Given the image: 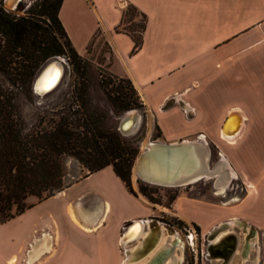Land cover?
I'll list each match as a JSON object with an SVG mask.
<instances>
[{"label": "crops", "instance_id": "1", "mask_svg": "<svg viewBox=\"0 0 264 264\" xmlns=\"http://www.w3.org/2000/svg\"><path fill=\"white\" fill-rule=\"evenodd\" d=\"M124 5L145 18L133 52L130 36L115 29ZM57 16L78 55L92 58L107 45L105 70L130 81L161 140L200 134L197 140L215 143L244 184L240 199L230 204L234 212L200 220L186 214L184 205L214 206L178 198L177 214L201 234L226 218L241 219L231 218L235 225L246 222L247 233L230 230L214 241L208 251L221 259L213 264H228L234 254L242 261L236 256L232 264H264V0H61ZM230 112L242 124L227 140L221 129ZM132 191L106 164L34 201L0 222V264H135L151 250L160 228L146 223L144 243L126 242L122 234L129 223L165 222L152 218L150 202ZM45 236L47 246L34 253L35 241ZM240 242L244 247H237ZM168 248L144 264H158Z\"/></svg>", "mask_w": 264, "mask_h": 264}, {"label": "trees", "instance_id": "2", "mask_svg": "<svg viewBox=\"0 0 264 264\" xmlns=\"http://www.w3.org/2000/svg\"><path fill=\"white\" fill-rule=\"evenodd\" d=\"M60 3L61 0H42L31 6L26 15H14L2 8L0 0V69L8 71L10 63L16 64L14 71H8L11 85L18 84L20 89H28L29 79L40 64L46 58L64 53L65 50L79 61L80 56L70 45L57 16ZM127 9H130V15L139 13L142 17L139 37L121 27L126 13L124 9L115 29L130 36L133 52L140 45L145 18L135 7L128 5ZM39 15H45L53 22L54 28L51 29H55L59 37H63V41L53 37L49 44H43L37 33L39 24L36 18ZM117 79L118 85L112 89L115 94L105 93L111 105L118 110L131 106L141 107L130 81L121 77ZM123 81L127 83L128 90H124L125 86L119 84ZM11 99L13 98L7 95L6 90L0 89V222L34 201L62 189L74 179L106 164L112 166L114 173L132 191L130 166L137 151L134 138L121 137L117 127L119 134L112 130L105 131L83 110L74 119L70 115H63L62 110L59 111L61 115L53 112L46 119V125H36L25 130L20 109ZM42 120L40 117L38 124ZM159 134L158 129L156 135ZM65 155L79 161L86 171L74 179H71L73 176L66 179L62 161ZM29 195L35 196V199L26 202Z\"/></svg>", "mask_w": 264, "mask_h": 264}, {"label": "rangeland", "instance_id": "3", "mask_svg": "<svg viewBox=\"0 0 264 264\" xmlns=\"http://www.w3.org/2000/svg\"><path fill=\"white\" fill-rule=\"evenodd\" d=\"M41 1L42 0H20L13 10H9L8 8L5 9L3 6L2 8L14 15H26L31 6L35 5L36 3L39 4ZM127 6L128 5H124L123 8L126 13L124 14V20L121 24V27L130 30L135 37H139L142 17L139 13H133V15H130V9H127ZM36 19L38 20L37 22L39 24L37 33L39 38L43 41V44H49L53 37L58 38L60 41L64 40L63 37H59V34L57 31H55V29H51L54 28V24L47 16L39 15ZM77 49L82 51V48L80 47ZM90 49L91 48H87L88 51ZM107 52V45L102 44L96 50L92 58L88 57L86 59L79 55V61L75 58H72L67 50H65L64 53L52 55L46 58L35 70L34 74L29 79L28 89L23 90L20 89L18 84L11 85L8 80L10 76L8 71H14L13 68L16 65L15 63H10V68L8 71L7 69H0V89L6 90L7 95H10L13 98L10 101L16 104L20 109L22 115V124L25 130L36 127V125H46V119L50 117L53 112L61 115L59 111L62 110L63 115H70L69 117L74 119L75 117H78L80 115V111L83 110L87 114L91 115L90 118L99 123V125L105 131L112 130L118 133L116 126H118L119 118L127 110H137L141 115V120L136 130L133 133L126 135L118 133L121 137L126 139L134 138V143L137 146L136 154L130 166V187L136 194L143 195L150 202L154 208V210H152V213L154 214L152 215V218L173 226L178 232L179 236L185 240L186 243L183 247L184 252L182 257L183 262H181V264H213V262L219 261L221 259L219 256L216 258L211 255L209 256V240L206 238L207 229L204 232L205 234H201L199 232L198 226H196L194 222L180 218L177 214L175 202L178 198H190L203 201L207 205L214 206L206 208L194 207L189 204H185L183 208L185 209L186 214L192 215L196 219H206L216 213H222L223 215L230 216V214L234 212V206L230 204L237 202L240 199V196H242L244 191L243 182L237 177L236 174V177L229 181L228 186L225 189V195L222 196L217 194V192H214L215 186L213 185L214 180L212 178L199 179L192 183L181 186H164L158 184L153 185V183H149L139 179L138 177H135L133 174V166L135 164V158L138 151L142 149V143L147 138L155 141H165L161 140L159 135H156V133H158V128L156 124H154L151 115L146 110H144L142 106H131L125 110H118L114 108L107 99L105 93L110 92L111 94H115L112 89L118 85L119 82L116 77L110 76L105 70L103 63L105 61ZM56 57H61L64 61L65 69L62 79L52 91L45 94L44 96H38L32 92V84L35 75L40 71L39 69L46 61ZM108 80L110 81L105 83ZM119 84H121V86H125L124 90H128V85L126 82L123 81ZM9 91H11L13 94L8 93ZM82 102H84L83 105ZM74 109H77L78 111L74 112ZM40 117H42L43 120L38 124ZM221 135L223 138L230 140L229 138H226L222 132ZM198 137L196 135V137L189 140L194 141L197 140ZM204 143L209 150V165L211 167H215L221 163L217 171L212 174V177L221 171L220 168L223 167L222 162L232 169L224 155H222V159L218 163L220 157L218 154V148L214 142L207 140V143L205 141ZM62 161L64 162L65 166L66 179L70 178L71 176H73L71 179H74L86 171L85 166L70 155L63 156ZM34 199L35 196L29 195L25 200L26 202H29ZM225 200L228 201V204H223L226 202ZM219 205L224 207L217 208L216 206ZM13 208L14 206H12V210ZM231 218L237 217H230L224 220H229ZM238 220L242 221L241 219ZM244 226L247 227V229L250 228L245 222V224L242 223L240 225H235L234 229L231 231H239L243 234H246L247 232L244 230ZM187 229L192 231L191 244H188L187 242ZM228 231L223 230L222 233ZM222 233L220 232V234ZM240 235L241 234H239L238 239H241ZM207 240L208 244L206 245ZM245 244L240 242L239 246L237 247H244ZM177 251L179 250H175V253H177ZM148 252L145 255H147ZM171 253L172 252H169V256ZM206 253L208 256L205 255ZM236 256L240 258L239 255L234 254L231 256V260L228 262V264H232V261ZM168 258L170 259V257ZM240 261H242V259ZM163 262L164 259H160L157 263L162 264ZM234 263H236V260H234ZM135 264H137V262ZM154 264H156V262Z\"/></svg>", "mask_w": 264, "mask_h": 264}, {"label": "bare ground", "instance_id": "4", "mask_svg": "<svg viewBox=\"0 0 264 264\" xmlns=\"http://www.w3.org/2000/svg\"><path fill=\"white\" fill-rule=\"evenodd\" d=\"M19 1L20 0H5V4L8 6V8H10L13 7L14 4ZM58 70L59 66L56 62L51 64L41 74V76L35 83V91L42 93V91L48 85H50L49 83L51 82L49 81L52 79V77H56V73H58ZM63 74L64 69L62 68V75L57 84L51 90L56 88V86L61 81ZM235 116L237 119V115ZM140 120L141 115L137 110L127 111L119 118V128L125 131L124 133H121L122 131L120 133L123 135L133 133L138 127ZM241 124V118L238 117V122L234 127H230V125L226 124L224 128L221 129L222 134L226 138L232 140L239 134L241 130ZM169 146H176L178 148L174 150V152H171L167 149V147ZM142 150V155L139 158H136L135 160V164L133 166V174L135 175V177H138L143 181L153 183V185L158 184L164 186H181L192 183L199 179L212 178L214 180L213 185L215 186L214 192H217V194L224 196L225 189L228 186L229 181L232 178L236 177L235 171L223 162V167L220 168L221 171L217 175L212 177V174L216 172L218 167H220L221 165V163L219 162L222 159V155H220V159L218 161L219 164L215 167H211L208 163L209 150L205 145L204 141L201 140H184L179 142L167 143L147 138L142 143ZM224 203H228V201ZM144 221L140 219L137 220V222L132 227H130V229L124 234V239L122 238V240L126 242L136 240L140 244L144 243V238L146 237L149 230L147 227L146 228L148 230L145 229L144 224H149V222L151 221L152 224L156 226V230L160 228V232L155 238L154 244L152 245L150 252H148V254L144 257L141 256L134 263L137 262V264H144L148 259L153 256L156 250H158L159 253L162 250L166 249V247H169L168 249H171L172 252L170 256L168 255L170 259L166 257L162 264H181V262H183V247L186 242L185 240H183L182 237L179 236L176 229L169 224L160 223L156 220L154 221L147 219ZM234 225V219L224 220L220 222L219 224L215 225L214 228H211L208 233V240H212L213 242L217 241L223 235V230L230 231L233 229ZM220 232L222 234H220ZM190 237H192V233H190ZM48 241V236H45L41 239H37L34 244L33 252L37 253L38 251L46 247ZM143 249L145 248L142 247V250ZM175 250L179 251L175 253ZM129 253H132V251ZM156 257L157 259H159L160 256L157 255Z\"/></svg>", "mask_w": 264, "mask_h": 264}, {"label": "water", "instance_id": "5", "mask_svg": "<svg viewBox=\"0 0 264 264\" xmlns=\"http://www.w3.org/2000/svg\"><path fill=\"white\" fill-rule=\"evenodd\" d=\"M18 3V2H17ZM17 3H15L14 4V6H16V4ZM2 6L4 7V8H8V6L5 4V0H2ZM13 6V7H14ZM13 7H10V8H8V9H13ZM57 63L58 64V66H59V70H58V73H56V77L54 76V77H52V79L49 81V82H51V83H49L50 85H48L43 91H42V93H39V92H37V91H35V89H34V85H35V83L37 82V80L39 79V77L41 76V74L51 65V64H53V63ZM62 68L63 69H65V66H64V61H63V59L61 58V57H56V58H53L52 60H48V61H46L43 65H42V67L39 69L40 71L36 74V76H35V78H34V80H33V84H32V91L35 93V94H37L38 96H41V95H43L44 93H46V92H48V91H50L56 84H57V82L59 81V79H60V77H61V75H62ZM130 110H134V109H130ZM130 110H127V111H130ZM127 111H125L124 113H126ZM235 115H237V119H236V116ZM238 117H240V116H238V114L236 113V112H230V114H228V115H226V117L224 118V120L222 121V128H224V126L226 125V124H228V125H230V127H234L235 125H236V123L238 122ZM117 127V129H118V131L119 132H121V133H124L125 131H123L122 129H120L119 128V125L118 126H116ZM123 135V134H122ZM178 147H176V146H169V147H167V149L169 150V151H171V152H174V150H176ZM142 152H143V150L142 149H140L139 151H138V153H137V155H136V158H139L141 155H142ZM136 158H135V160H136ZM137 220H139V218H137V219H134L133 221H131L130 223H129V227L127 228V230L122 234V238L124 239V234L130 229V227H132L136 222H137ZM209 237V235L208 234H206V238H208Z\"/></svg>", "mask_w": 264, "mask_h": 264}, {"label": "built area", "instance_id": "6", "mask_svg": "<svg viewBox=\"0 0 264 264\" xmlns=\"http://www.w3.org/2000/svg\"><path fill=\"white\" fill-rule=\"evenodd\" d=\"M17 4H18V3H17ZM17 4H16V5H17ZM15 7H16V6H14L13 9H14ZM5 9H7V8H5ZM13 9H12V10H13ZM9 10H11V9H9ZM190 233H192V231H191L190 229H187L186 238H187V242H188V244H191Z\"/></svg>", "mask_w": 264, "mask_h": 264}, {"label": "flooded vegetation", "instance_id": "7", "mask_svg": "<svg viewBox=\"0 0 264 264\" xmlns=\"http://www.w3.org/2000/svg\"><path fill=\"white\" fill-rule=\"evenodd\" d=\"M223 196V195H222ZM214 228V227H213ZM209 244H210V246H208V249L210 250V249H212L213 247H215V243H213V241L212 240H209ZM210 255V254H209Z\"/></svg>", "mask_w": 264, "mask_h": 264}]
</instances>
